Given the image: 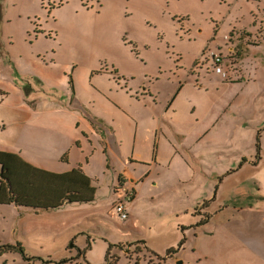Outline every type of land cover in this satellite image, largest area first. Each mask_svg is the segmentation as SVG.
<instances>
[{"label": "rangeland", "instance_id": "obj_1", "mask_svg": "<svg viewBox=\"0 0 264 264\" xmlns=\"http://www.w3.org/2000/svg\"><path fill=\"white\" fill-rule=\"evenodd\" d=\"M166 102L176 126L162 137L158 165L173 168L179 152L181 171L168 179L160 171L155 194L142 185L126 220L116 209L122 167L116 153L106 160L111 151L89 125L116 119L121 130V108L152 123L154 103ZM217 117L205 148L182 146L185 133ZM29 126L77 137L85 167L99 176L94 194L50 188L23 163L35 160ZM149 130L141 134L153 144ZM0 173L16 199L0 183V244L20 242L33 264H107L109 244L138 238L146 251L115 246L117 264L157 262L153 252L163 264H264V0H0ZM196 207L216 215L207 228L193 225ZM85 239L88 253L78 256ZM0 264L30 263L14 253Z\"/></svg>", "mask_w": 264, "mask_h": 264}, {"label": "crops", "instance_id": "obj_2", "mask_svg": "<svg viewBox=\"0 0 264 264\" xmlns=\"http://www.w3.org/2000/svg\"><path fill=\"white\" fill-rule=\"evenodd\" d=\"M152 90L153 89L146 88L144 90V96L149 94L150 97H155ZM154 104V108L159 114V118L157 119V116L154 115L152 123H150L149 121H139L133 111V116L129 117L128 115H131V113L126 109L123 110V108L120 107V116L123 121V127L121 128V130L116 124V119L112 120L111 123H108L107 127H103L99 124H96L95 126L89 125L93 130L101 135V141L106 144V150L110 149L111 151V155L108 152L106 160L108 159V162H114L113 160L116 157L114 153H116L117 158L120 162L119 166L122 167V170H120L119 172V181L123 178L122 182L128 180L132 182V184H138V186L136 185V187L138 188L137 197L135 198L134 193L131 197L132 199L127 198L129 211V216L127 219H129L130 217V210L132 208V205L140 199L139 193L142 189V185L146 186L148 190L155 194L158 188H160L159 179L156 177V175H159L160 171H162L163 173L161 177H166L167 179L169 178L168 175H176L179 171H181L180 161L178 159L179 152L171 154L172 158L174 159L173 168L171 164H169L168 169H164L162 168L164 166L161 167L160 165H158V156L161 152V149L167 151L166 141L162 140V137L167 135L168 127L173 128L174 126H176V121L168 119L166 117L168 107H170L172 104L171 102ZM146 105L148 109V106H150L151 103H147ZM164 107H167L165 108V111H163ZM184 121L185 120H183L182 122ZM198 121H200V119ZM219 121L220 120L218 119V117L212 120L207 118V123L203 127L199 128V125H197L194 128L190 129V134L195 133V136H189L187 133H185L182 146L186 149H190L189 151L196 148L199 150L205 148L207 141L213 140V135L210 132L216 125V122ZM145 127L150 128L149 133H153L156 135V141H154L153 144H148L147 135L143 136L141 134L142 129ZM29 128L31 129V135L33 137L32 141L34 145L32 148H34L35 150L33 154V159H35L33 162L34 164L31 161L23 158L22 155L16 151H10L9 154L18 157L19 159L23 158V163L29 165L34 171L36 169V172L41 175V178L46 175L47 178L42 179L44 183L50 188H67L68 190H73L81 195H83L84 193L94 194V190L90 185L91 183L94 184L96 181H99V176L97 172L91 171L88 169V167H85V157H83L77 149L81 148L80 143H78L79 140L77 139V137L74 134L63 135L59 130H55L49 136L43 131H39L38 129L34 128L33 126H29ZM24 131L25 129L20 131L17 138L22 139L24 137ZM199 142H201V145L198 144ZM0 183L4 186L7 185L4 179L1 178ZM128 187L130 188V191H133V185H128ZM6 189L8 190V188ZM163 189L164 191L168 190V188L166 187H164ZM120 200L121 199H118L116 203L120 202ZM82 204L83 203L80 202L75 205ZM180 212L181 210L179 206L178 208H174L173 211L170 212V216H179ZM207 214H212V212H208ZM215 216L216 215L206 218L205 224L201 225L200 227L207 228V226L210 225V223L215 219ZM198 222L199 220L195 222L194 225H197ZM187 227L188 226H184V230H186ZM161 238L163 239V241H166L170 238V236L163 235ZM74 240L76 241V244H71V247H77L76 245H78V243L82 239H80V237L76 235L72 236V241ZM180 241H178L169 249L177 247V244ZM204 258L209 259L208 256ZM206 263L207 262H205L204 264ZM189 264L195 263L190 262Z\"/></svg>", "mask_w": 264, "mask_h": 264}, {"label": "trees", "instance_id": "obj_3", "mask_svg": "<svg viewBox=\"0 0 264 264\" xmlns=\"http://www.w3.org/2000/svg\"><path fill=\"white\" fill-rule=\"evenodd\" d=\"M236 32L237 33H243V30L236 31ZM233 36H234V33H232L231 36L228 37V39H231V37H233ZM250 36H251V34H250ZM240 40L245 43V41L243 39H240ZM246 45H248V46L258 45V42L257 41H248L246 43ZM234 50L237 51V52L238 51L242 52L241 42L239 43V46L236 47ZM237 55L240 56V53L237 54ZM237 55H233V52H231L230 53V58L233 59V58L237 57ZM221 59H222V57H221ZM36 81L37 82H40V80L39 81L36 80ZM245 160L246 159H244V161ZM256 161H259V160L256 159ZM254 163H256V162H254ZM0 175H1L0 177L2 179H4L5 182L7 180L6 184L8 185L7 188H8V191H9V200H10V202H12V200H16V199H14V192L12 190V186H11L10 179L9 178H6V177H3V174H1V173H0ZM224 208H226V207H222L220 211H222ZM213 215H215V214H213V213L212 214H208V217L213 216ZM91 237H93V236L90 235L88 237V239L90 240ZM88 239L86 241V245L87 246L81 247L79 249L78 256H81V255H84V254H87L88 253V250H87V248L89 247V245H88ZM134 242L137 244V247L136 248H137V250L140 253L146 251V247H145L146 241L145 240H139V238H138ZM73 244H76V241L75 240L73 241ZM115 246L120 247L121 245L120 244L119 245H115V244H112L111 243V244H109V246L107 248L108 249L107 250V253H106L107 254L106 255L107 264H117V262L120 260L119 257L112 258V256H114V254H112V253L113 252H116V250L114 248ZM180 246H181V243L179 244L178 247L180 248ZM177 248H171V249H169L168 256H171L175 251H177ZM81 249H84V250L82 251ZM14 253L20 254L23 257V260L29 262L30 264L37 263V261H38L36 259V257L30 256L29 254H27L24 251V247H22V244L20 242L0 244V256H4L6 254H14ZM153 254H154L155 258L157 257L158 261L157 262H150V263L151 264H155V263L160 264V263H162V260L164 259V257L161 256V255H159L156 252H153ZM39 260H42L44 262V264L51 262V261H46L45 259H39ZM66 263L67 264H83L82 263V258H79V260L77 262L76 261L75 262L74 261H72V262H64V261L59 262V264H66Z\"/></svg>", "mask_w": 264, "mask_h": 264}, {"label": "flooded vegetation", "instance_id": "obj_4", "mask_svg": "<svg viewBox=\"0 0 264 264\" xmlns=\"http://www.w3.org/2000/svg\"><path fill=\"white\" fill-rule=\"evenodd\" d=\"M246 159V158H245ZM253 160H256V158H254ZM247 161V160H246ZM122 181H123V178L121 179ZM144 181V180H143ZM142 181V182H143ZM132 184V182H130V181H128V180H125L124 182H122L121 183V185H120V188H122V189H120L119 188V190H121V192L125 195L126 194V191H125V188H127L128 187V185H131ZM199 208V207H198ZM196 214L195 215H198V213H200V215L202 216L200 219L201 220H199V223H197V225H196V228H198L199 227V224H205V220H206V218H208V214L206 213V212H203L201 209H200V211H199V209L197 210V207H196V212H195ZM194 225V224H193ZM192 225V226H193ZM185 242H186V238H184L182 241H181V246H180V248H182L183 247V245L185 244ZM134 242L133 241H129V242H127V243H125V244H122V246H121V248L120 247H118V249H122L123 250V252H125L126 254H131V255H133V254H136L137 256L139 255V251L137 250V248H135L134 247ZM130 255V256H131Z\"/></svg>", "mask_w": 264, "mask_h": 264}, {"label": "built area", "instance_id": "obj_5", "mask_svg": "<svg viewBox=\"0 0 264 264\" xmlns=\"http://www.w3.org/2000/svg\"><path fill=\"white\" fill-rule=\"evenodd\" d=\"M215 64H216V70L217 72H222V67L220 66V63L222 62V59L219 55H215L213 57ZM121 190H119L120 192ZM126 194H125V199L124 200H120V202L116 203V209L119 212V214L121 215L122 218L127 219L129 216V211L128 210V205L127 204V198L132 199V195L134 194V191H130V188L127 187L125 188Z\"/></svg>", "mask_w": 264, "mask_h": 264}, {"label": "bare ground", "instance_id": "obj_6", "mask_svg": "<svg viewBox=\"0 0 264 264\" xmlns=\"http://www.w3.org/2000/svg\"><path fill=\"white\" fill-rule=\"evenodd\" d=\"M131 185H133V191L135 193V198H136L137 195H138V188L136 187V185L138 186V184L137 183H134V184H131ZM120 189H122V188H120Z\"/></svg>", "mask_w": 264, "mask_h": 264}, {"label": "water", "instance_id": "obj_7", "mask_svg": "<svg viewBox=\"0 0 264 264\" xmlns=\"http://www.w3.org/2000/svg\"><path fill=\"white\" fill-rule=\"evenodd\" d=\"M73 247V246H72ZM182 264H183V261H182Z\"/></svg>", "mask_w": 264, "mask_h": 264}]
</instances>
